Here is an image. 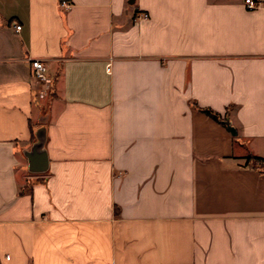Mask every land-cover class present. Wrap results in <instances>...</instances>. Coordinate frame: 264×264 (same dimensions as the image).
<instances>
[{
  "label": "crops",
  "instance_id": "obj_1",
  "mask_svg": "<svg viewBox=\"0 0 264 264\" xmlns=\"http://www.w3.org/2000/svg\"><path fill=\"white\" fill-rule=\"evenodd\" d=\"M258 1L0 0V264H264Z\"/></svg>",
  "mask_w": 264,
  "mask_h": 264
},
{
  "label": "water",
  "instance_id": "obj_2",
  "mask_svg": "<svg viewBox=\"0 0 264 264\" xmlns=\"http://www.w3.org/2000/svg\"><path fill=\"white\" fill-rule=\"evenodd\" d=\"M224 123L227 126L228 131L232 135H235L236 132L230 123L228 121H225ZM43 142V136L41 134L37 135V139L32 144L31 148L24 152V156L27 159V169L31 173H43L47 169V156L43 150Z\"/></svg>",
  "mask_w": 264,
  "mask_h": 264
},
{
  "label": "built area",
  "instance_id": "obj_3",
  "mask_svg": "<svg viewBox=\"0 0 264 264\" xmlns=\"http://www.w3.org/2000/svg\"><path fill=\"white\" fill-rule=\"evenodd\" d=\"M244 3L248 9H254L259 5L260 2L258 0H244ZM66 6L68 7V5ZM145 16L146 15L143 14V17ZM15 29L19 30L20 26L17 25ZM29 65H30V68L33 72L35 79L41 82L46 88H48L49 85H48V79L46 75L47 68L45 64L39 59H32L29 61ZM6 258H8V256H6Z\"/></svg>",
  "mask_w": 264,
  "mask_h": 264
},
{
  "label": "trees",
  "instance_id": "obj_4",
  "mask_svg": "<svg viewBox=\"0 0 264 264\" xmlns=\"http://www.w3.org/2000/svg\"><path fill=\"white\" fill-rule=\"evenodd\" d=\"M205 114L217 119L218 118V115L214 112H212L211 110L209 109H201Z\"/></svg>",
  "mask_w": 264,
  "mask_h": 264
}]
</instances>
